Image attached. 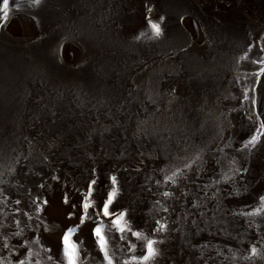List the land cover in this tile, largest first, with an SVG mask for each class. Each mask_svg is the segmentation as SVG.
Here are the masks:
<instances>
[{
    "label": "rangeland",
    "instance_id": "obj_1",
    "mask_svg": "<svg viewBox=\"0 0 264 264\" xmlns=\"http://www.w3.org/2000/svg\"><path fill=\"white\" fill-rule=\"evenodd\" d=\"M149 17H164L158 38ZM260 44L264 0H10L0 27V233L10 247L0 256L17 264L31 248L32 264H61L64 231L80 224L95 180L93 218L73 240L85 264H103L93 229L115 176L109 211H126L133 231L151 235L167 218L155 264H264V253L244 259L264 249V217L242 214L264 196V137L243 147L264 120ZM198 154L199 167L164 183ZM112 234L120 261L129 240L142 254L131 233Z\"/></svg>",
    "mask_w": 264,
    "mask_h": 264
},
{
    "label": "snow or ice",
    "instance_id": "obj_2",
    "mask_svg": "<svg viewBox=\"0 0 264 264\" xmlns=\"http://www.w3.org/2000/svg\"><path fill=\"white\" fill-rule=\"evenodd\" d=\"M31 3L33 5H40L42 3V0H31ZM149 12H151V8L149 9ZM10 16V0H0V27H3L9 20ZM164 20V17H161L159 21H153L150 17L148 18V27L151 30L152 38H158L162 35V27L161 24ZM146 33H141L140 36H144ZM139 38V37H138ZM258 45H249L248 50L245 52V54L240 58L241 60L247 59L249 53L251 52L252 48L257 47ZM260 51L264 52V44H260ZM255 63H258L262 65L259 69V73L256 75H262L264 74V56H261L257 61H254ZM244 98L248 99V91L245 90ZM249 119L251 120V116H249ZM257 121H259L258 126L255 128L254 133L251 135V137L244 143L243 147L245 150L253 149L257 145L258 142H261L262 137H264V120L260 119L259 114L257 115ZM198 162L202 164V156L197 155L194 159H192L189 162H186L182 168L177 167L174 171H172L171 175H165L164 177V183L165 184H171L176 185L177 179L179 177H182L185 175L186 170H190L193 168L194 165L199 167ZM235 162L233 161V164ZM232 171V175L230 176L228 173H225L223 176V179L225 181L232 180L233 177L240 173L242 169L236 168ZM111 184L112 187L108 193V197L106 201L104 202L103 208L96 212V227L93 229V235L96 238L95 243L97 247L100 249V252L103 256V264H155L157 261V258L161 256V249L160 245L164 243L162 239H156L160 233L168 232L170 230L169 225L167 223V218H162L164 222L161 220L156 221L157 227L155 229L151 230V235L146 234L144 231H133L131 224L129 221L125 218L127 215L126 211H121L120 213H111L109 211V207L112 204L115 196L118 194L119 189L117 187V178L115 176H112L111 178ZM95 180L91 181L89 183V189L88 192L84 196V200L82 201V215L80 216V224L75 225L72 227H68L64 231V235L62 237V252H63V261H61V264H85V259L82 257V253L84 252V249L82 245L78 242L73 240L74 234L79 230L80 225H83L86 220L92 219L93 217L89 214V208L94 206V201L90 199L93 191V185H95ZM160 181H157V184H159ZM161 196L165 199H170L174 196V193L171 191H165L161 193ZM65 202L67 203V195L65 196ZM17 205L20 203L19 200L15 202ZM46 203V201L44 202ZM158 205H160L161 209L164 212H168L169 208L164 206L160 203V201L156 202ZM0 204H3V201H0ZM75 207V206H74ZM17 212L20 210L17 208ZM41 211V208L39 205H37L36 212L39 213ZM2 214V213H0ZM101 214L104 217H114L111 220V223L106 225L103 220L100 219ZM243 215H246L248 217H256L261 216L264 217V196H261L259 198V204L258 206H253L252 211H243ZM27 215V214H25ZM71 213L69 216L71 217ZM31 219V217H29ZM195 223V221H193ZM252 223V221H250ZM16 225L19 228L20 221H16ZM0 228H3V224L0 223ZM113 230L120 233V240L125 241L128 240V234L131 233V236L135 237L138 242H140V246L142 249V254L137 256L136 250H137V243H133L132 241H128V249L127 252L130 253V256L128 259H124L123 261H120L117 256L116 252L114 250L113 244H114V236H113ZM22 234V229L20 231H17L13 233L14 236H20ZM8 238L3 236V233H0V247L3 248H9V244L7 242ZM26 245L29 244V241L24 242ZM33 244L38 243V241L31 242ZM251 255L244 257V259L248 260L255 256H260L262 253H264V249L257 248L255 245H252L250 249ZM39 253L33 251L31 248H29L26 256L23 259H19L17 261V264H32V258L38 257ZM5 260H7V264H12L11 260H8L6 257L0 256V264H4ZM49 262L51 261V257L48 258ZM36 264H40V261L37 259Z\"/></svg>",
    "mask_w": 264,
    "mask_h": 264
}]
</instances>
